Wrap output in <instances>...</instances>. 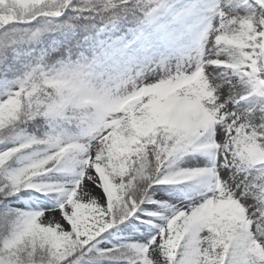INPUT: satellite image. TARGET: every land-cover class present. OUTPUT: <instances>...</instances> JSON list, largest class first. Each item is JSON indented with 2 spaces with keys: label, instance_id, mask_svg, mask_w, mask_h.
<instances>
[{
  "label": "snow or ice",
  "instance_id": "snow-or-ice-1",
  "mask_svg": "<svg viewBox=\"0 0 264 264\" xmlns=\"http://www.w3.org/2000/svg\"><path fill=\"white\" fill-rule=\"evenodd\" d=\"M0 264H264V0H0Z\"/></svg>",
  "mask_w": 264,
  "mask_h": 264
}]
</instances>
